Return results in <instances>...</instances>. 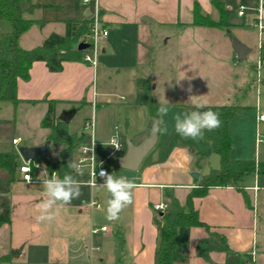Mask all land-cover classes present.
Wrapping results in <instances>:
<instances>
[{
  "label": "crops",
  "instance_id": "1",
  "mask_svg": "<svg viewBox=\"0 0 264 264\" xmlns=\"http://www.w3.org/2000/svg\"><path fill=\"white\" fill-rule=\"evenodd\" d=\"M221 1L226 7L227 0ZM196 2L204 14L211 15L215 11L212 0H99L98 24L109 31L108 36L101 41V61L96 66L84 60L65 61L63 69L59 72H51L44 61H35L30 69V79L20 80L18 83L17 93L20 101L14 106L45 105L48 107L47 100H54L57 102L56 109L57 106H62L61 111H56L58 116L63 110L72 107H78L77 112L83 106L92 107V114L88 118L92 116L95 118L98 157L101 160L105 159L104 163L115 161L117 164L119 157L127 150V140L130 139L138 144L150 135L152 129V116L148 108L135 104L136 79L149 78L153 82V96L159 102L164 100L155 93L158 88L157 79L142 71V69L152 68L159 60L162 61L168 57L163 54L157 56V46L160 43L167 45L172 38L175 39L178 47L171 56V60L176 61L177 68L181 41L186 46H195V30L207 27L193 23ZM255 3L256 0H253L249 6H244L252 7ZM242 5L240 4L239 8ZM61 6L60 0L39 2L33 0L24 8L25 11L28 9L33 11ZM84 6L79 10V14L76 9V17L60 19L64 22V33L66 20H81L86 17L85 13L91 9V6ZM239 17L242 18L239 24L252 25L250 10L244 17L240 15ZM231 24L233 23H229ZM28 31L20 36L19 43L23 48L30 49L38 46L48 36H41L37 43H31L30 46L23 45ZM64 33L59 32V34ZM180 37L184 39L181 40ZM164 39L165 42H163ZM234 55L238 58L235 53ZM118 56L129 61L127 67L133 71L129 77L135 84V89L128 92V96H132L131 105L128 106L131 108L122 114L123 119L120 121L118 116L114 119L113 112L109 108L125 103L127 97L117 95L114 99L109 92L95 86L99 65L101 64L107 70L113 67L115 69L116 67L110 64L109 59ZM151 78L156 82L155 85ZM175 91L178 92V88ZM190 105L186 104V107L189 108ZM138 110L144 121L139 127H134L131 123L132 116L134 111ZM257 110H259L258 106L254 113V134H256ZM234 119L229 125L232 139L231 158L233 160L252 159V155L245 150L235 151L232 126ZM122 122L125 123L122 124ZM15 125L11 143L6 147L0 144V152L14 150L19 154L22 164L24 159L18 148L44 145L49 129L45 128L46 136L43 135L39 139L23 144V138L27 137L16 134L18 122ZM117 127L121 134L120 139L125 145L122 154H114L108 143ZM76 132H83V128ZM161 135L163 136L162 144L157 156L168 149L167 155L165 157L162 155L163 158L160 159L148 160L142 168H139L138 174L132 177L134 178L132 181L137 185L133 193V203L126 207L120 213L119 219L115 221L106 219L108 193L106 190L103 192L100 188H96L100 187V184L94 187L89 185L88 168H83L82 176H75L67 165L70 160L77 161L79 146L76 151L66 149L64 144L61 146L62 165L58 166L55 160L47 157L55 164L53 171L59 178L62 179L65 174L71 173L82 185L78 199H73L67 205L53 207L54 219L50 222L36 220L39 215L37 205L46 198L42 181L53 175H50L46 162L43 161L41 167L32 169L33 180L31 181L25 180L23 173L18 169L17 172L20 174L16 173V179L11 185V222L0 226V256L7 254L12 248L21 246H23V254L10 262H0V264H154L157 228L153 220V206L158 202H168L166 196L168 190L173 191L180 202L184 203L187 194L198 185L202 176L220 166L213 165L208 171L201 168L196 160L201 151L192 149L191 143L186 142L188 139L181 141L174 128L165 134H158L157 141ZM14 138H20L18 146L14 145ZM86 140H89L88 136L84 139ZM210 153L209 150V157H215L214 164H218L219 155L217 154L218 158H216L217 156H212ZM40 168L41 170H38ZM106 168L109 174L113 173L112 163ZM61 172L62 177H60ZM194 173H198V177H194ZM5 174L6 172L0 171V177ZM251 175H249L251 178L247 179L249 177L247 176L244 181L249 201L246 200L243 192L232 186L211 187L205 196L194 198V206L201 220L209 228L204 226L180 228L181 256L175 260V264H264V245L260 247L257 242L259 213L255 200L260 190L261 180L257 173ZM91 198L98 199L102 203V208L88 207L87 202ZM104 225L108 227L106 231L91 233L93 226Z\"/></svg>",
  "mask_w": 264,
  "mask_h": 264
},
{
  "label": "rangeland",
  "instance_id": "2",
  "mask_svg": "<svg viewBox=\"0 0 264 264\" xmlns=\"http://www.w3.org/2000/svg\"><path fill=\"white\" fill-rule=\"evenodd\" d=\"M43 1V0H34ZM54 1V0H46ZM62 2L61 7H49L43 9H29L25 11L24 16L27 18L40 19L38 22L31 26L23 45L30 46L31 43H37L41 36L49 35L52 32L64 33V22L60 19L74 18L82 7H85L82 0H60ZM33 0H26L24 6H28ZM253 0H227L226 9L229 14L226 17V21L233 23L228 27L215 28V27H202L197 28L194 33L195 46L184 45L182 41L179 45L180 54L177 62L171 60V56L175 53L178 45L175 39L172 38L166 45L160 43L157 47V56L163 54L168 57L164 60H159L152 68L142 69L143 73H147L150 77L157 79L158 88L156 95L169 101V114L164 117V126L166 125L168 131L174 128L173 117L177 113H183L185 111H191L186 107V104L190 95L199 96L198 102L204 105H229L237 103L239 105V116L233 120V134L235 151H243L252 155V159L257 161V168L259 172L260 190L255 196L256 205H258L259 216L257 218V242L261 247L264 245V143L256 147L255 143V110L258 106L260 111L264 112V67L260 69V77H258L257 64L260 61L259 56V43L260 34L258 29L253 25H242L241 17L238 15V8L240 4L249 6ZM90 7L91 5H87ZM78 9V12L76 11ZM77 12V13H76ZM214 20L220 18L219 11L215 7V11L210 15ZM0 29L2 31L11 30V23L3 20L0 22ZM230 35L240 38L251 51L243 58H235L234 49L230 39ZM181 40L184 37H180ZM165 42V39L163 40ZM164 50V51H163ZM101 54V53H100ZM98 55V62L101 61V56ZM110 64L114 65L115 69H105L101 64L99 65L98 75L96 74L95 86L98 89H104L109 92L114 99L117 95H125L127 97L125 103L120 105H113L109 109L113 112L114 119L117 116L122 120V114L129 111L131 107L130 98L128 96L129 91L135 89V84L131 81V73L129 61L122 57L110 58ZM163 63V65H162ZM156 77V78H155ZM184 77L183 79H181ZM152 79V78H151ZM153 80V79H152ZM154 81V80H153ZM154 81V85H155ZM178 88V92L175 91ZM191 89V92L188 90ZM123 100V99H122ZM121 100V101H122ZM162 101V102H163ZM179 103H186L180 105ZM45 105H37L35 107H18L10 101H3L0 103V144L2 147H6L11 143L10 139L14 133L15 124L18 122L16 134H20L23 138V144L27 141L39 139L46 136V129L41 126V120L46 110ZM62 106H57L56 111H61ZM92 114V107H81L74 118L68 124L70 132L79 131L83 128L84 122ZM132 116V126L139 127L143 123L142 116L139 110L134 111ZM18 118V120H17ZM159 119V118H158ZM17 120V121H16ZM125 122H122L124 124ZM151 124H153V117ZM124 127V125H123ZM264 130V125L262 126ZM119 134V128L115 129L113 134ZM112 134V135H113ZM162 135L155 146L145 156L139 168H142L148 160H156L163 158L167 155V150H163L162 154L157 156L158 150L162 144ZM122 138V137H121ZM181 141L186 139L181 138ZM186 142L191 143L192 149L201 151L200 155H197L196 160L201 168L207 169V171L213 165H220L215 163V157H209V150L212 156H217L212 149L210 142L204 139L192 140L188 139ZM174 143V141H172ZM45 144V143H44ZM63 144L51 141V146L47 150V157L55 160L59 165L60 151ZM6 149V148H3ZM77 150L76 148L74 149ZM163 155V156H162ZM37 160L43 165V161L40 158ZM113 164V174L117 177L124 176L130 180H133L139 172V168L136 170H129L118 166L115 161L104 163L105 166ZM38 170H41L38 169ZM36 170V171H38ZM5 173L4 170L0 169ZM20 174L19 172H16ZM6 175V174H5ZM4 175V176H5ZM255 176V175H251ZM247 177V179L251 178ZM246 179V180H247ZM100 190H104L102 187ZM103 191V192H104ZM109 199V194L107 196ZM101 199H103L101 195ZM257 207V206H256Z\"/></svg>",
  "mask_w": 264,
  "mask_h": 264
},
{
  "label": "trees",
  "instance_id": "3",
  "mask_svg": "<svg viewBox=\"0 0 264 264\" xmlns=\"http://www.w3.org/2000/svg\"><path fill=\"white\" fill-rule=\"evenodd\" d=\"M26 0H0V22L3 20L11 23V30L0 29V102L10 101L18 104V83L20 80L30 79V69L35 61H44L51 72H59L63 69L65 61H82L84 54L90 49L91 29L94 25L92 16L81 20L68 19L65 21V33L52 32L42 44L33 48H23L20 36L28 31L38 20L24 16V2ZM218 9L220 18L214 20L208 14H204L200 5L196 2L193 10V23L198 26L222 28L228 27L226 17L229 14L225 4L221 0H212ZM80 42L89 44L88 48L79 49ZM259 56L264 67V42L259 47ZM153 82L149 78L136 79L135 104L146 106L152 117H157V109L160 102L153 96ZM36 102V101H32ZM48 108L41 121L43 128L49 129L47 140L62 143L65 148L72 150L77 148L86 138L85 132L71 133L69 123L60 120L56 112L57 102L47 100ZM192 111L193 105L188 106ZM78 109V107H77ZM219 113L221 125L213 131L205 130L203 139L211 143L212 149L220 157V166L211 169L203 175L198 185L192 188L181 203L173 191H167L168 207L164 211L154 210V223L157 228V246L154 255V264H175V260L181 256L179 244L181 240L180 228L193 226H209L204 223L198 210L194 206L195 197L205 196L211 187L232 186L244 193L245 178L259 172L257 161L254 159L233 160L231 158L232 139L229 133V125L232 119L237 117L239 105H206L205 109ZM1 121V120H0ZM19 154L14 150L0 152V169L6 172L0 177V226L11 222L12 202L11 185L16 179V172L21 163ZM46 162L50 175L55 170V164L46 155L40 157ZM37 160V159H36ZM38 161V160H37ZM62 177V172L60 173ZM23 254V246L12 248L7 254L0 256V262H10Z\"/></svg>",
  "mask_w": 264,
  "mask_h": 264
},
{
  "label": "clouds",
  "instance_id": "4",
  "mask_svg": "<svg viewBox=\"0 0 264 264\" xmlns=\"http://www.w3.org/2000/svg\"><path fill=\"white\" fill-rule=\"evenodd\" d=\"M182 77L181 79H183ZM191 92V89L188 90ZM198 97L190 95L187 102L193 105L194 110L177 113L173 117L175 132L184 139H203L205 130L213 131L220 127L221 120L219 113L212 110L205 109L206 105L198 102ZM169 101L166 99L160 102L157 109V116L159 119L154 123L152 132L154 134H165L168 129L164 126V117L169 114ZM95 139L93 138L91 148H86L85 151L94 153ZM109 145L119 149L118 137L114 136L109 141ZM68 167L71 169L75 176H82L84 174L82 164L70 160ZM104 182L100 187L106 190L109 194L106 207V219L115 221L119 219L120 213L129 205L133 203V193L137 185L134 181L124 177L115 176L113 173L109 174L101 170L99 173ZM71 173H67L61 179L55 173L51 178L42 181L44 196L38 205L39 215L36 217L37 222L52 221L54 214L52 209L54 206H62L70 204L73 199H78L81 195V182L75 178ZM97 172L93 173L92 186L96 185ZM160 208L163 209L164 205L161 204Z\"/></svg>",
  "mask_w": 264,
  "mask_h": 264
},
{
  "label": "built area",
  "instance_id": "5",
  "mask_svg": "<svg viewBox=\"0 0 264 264\" xmlns=\"http://www.w3.org/2000/svg\"><path fill=\"white\" fill-rule=\"evenodd\" d=\"M82 3L84 5H91L90 9V16L94 19V25L91 29L90 37H91V45L90 49L84 54V61L90 63L93 66H96L98 64V55L101 51V41L106 38L109 34V31L107 28L99 26L98 24V5L99 0H82ZM250 10L252 12V20L251 24L255 26L260 34V43L259 47L264 42V0H256V3L252 7H246L244 5L240 6L238 10V14L242 17H244L247 14V11ZM261 61L257 64L258 69V77H260V69L262 68ZM264 125V112L257 110L256 115V146L258 147L260 144L264 143V130H262V126ZM95 130H96V124H95V118L92 116L91 118H88L83 125V132L86 133V137H89V140L83 141L79 145V154L77 157L78 163L82 164V168L87 167L89 172V185L92 186V179H93V173L97 172V180L96 185L101 184L104 182L103 178L100 177L99 173L101 170L108 172V169L104 165V160H101L98 157L99 147L98 142L95 138ZM117 136L118 137V143H119V149H116L115 147L111 146L113 149L114 154H122L125 148L124 143L120 139L119 134H113L110 136L109 141L112 137ZM93 138L95 139V147H94V153L91 151H85L86 148H91ZM108 141V143H109ZM14 145L18 146L20 144V138H14L13 139ZM41 167V163L39 161L31 160L26 161L20 165L19 170L23 173V178L27 181L33 180L32 176V169L33 168H39ZM56 172L53 171L52 174ZM163 204L164 208L161 209L160 205ZM87 206L90 208H102V203L96 199L91 198L87 202ZM168 207L167 202H158L156 203L153 208L156 211H164ZM108 229L107 226H93L91 228V233H98L99 231H106Z\"/></svg>",
  "mask_w": 264,
  "mask_h": 264
},
{
  "label": "water",
  "instance_id": "6",
  "mask_svg": "<svg viewBox=\"0 0 264 264\" xmlns=\"http://www.w3.org/2000/svg\"><path fill=\"white\" fill-rule=\"evenodd\" d=\"M85 16L86 17L90 16V10L86 11ZM230 39L235 54L239 59H243L251 51V49L245 43L239 40L237 37L230 35ZM88 47L89 44L86 42H80L78 45L79 49H85ZM76 113H77V108L72 107L70 109L63 110L59 115V118L61 121L65 123H70ZM157 120H158L157 117H153L152 128ZM157 138H158V134H154L151 129L150 135L138 144H135L130 139H128L126 142L127 150L123 155L119 157L118 166L129 170L138 169L145 156L155 146L157 142ZM49 145H50V141L47 140L45 144L42 146H34V147L21 146L18 148V151L24 160L31 161L37 159L42 155H46ZM198 175H199L198 173L193 174L194 177H198Z\"/></svg>",
  "mask_w": 264,
  "mask_h": 264
}]
</instances>
